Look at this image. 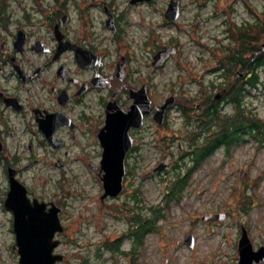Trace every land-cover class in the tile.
Masks as SVG:
<instances>
[{
  "label": "flooded vegetation",
  "instance_id": "flooded-vegetation-1",
  "mask_svg": "<svg viewBox=\"0 0 264 264\" xmlns=\"http://www.w3.org/2000/svg\"><path fill=\"white\" fill-rule=\"evenodd\" d=\"M170 1L0 0V235L9 237L0 243V249L17 253L14 211L20 207L25 213L30 209L41 215L57 209L63 231L69 187L77 184L79 176L83 181L92 178L98 182L96 197L102 204L120 197L125 183L117 196L101 199V177L105 156L125 145L129 147L124 165L129 172L130 159L137 161L156 151L172 153L174 143L199 164L212 152L229 156L246 139L264 142L263 133L253 132L250 118L247 120L245 97L252 87L251 70L234 65L229 48L217 54L213 67L200 72L181 66L184 44L171 27L177 33L194 32L196 28L181 19L185 9L180 0L174 19L166 17ZM215 8L210 18L222 11L224 16L230 15L219 3ZM197 17L192 20L197 26L206 23V18ZM156 26L170 28L171 33L158 38ZM162 50L168 54L156 65ZM171 59L177 60L176 78L171 79L166 93L157 97L156 73ZM190 84H196L197 89L186 88ZM136 98L148 104L139 125L121 120ZM169 98L172 101L157 121L156 112ZM228 106L231 111L224 110ZM172 108L180 114L181 135L175 137H182L183 143L171 137ZM185 144L187 150H183ZM204 150L209 151L202 155ZM155 167L154 160L152 172H156ZM237 178L246 182L250 178L247 168L240 169ZM243 196L240 204L230 196L226 200L232 211L223 207L203 212L200 220L213 230L234 212L246 213L251 202ZM140 218L142 222L154 221L152 215L131 214L130 233L123 236L131 241L132 251L139 244ZM62 231H55L52 237L59 240L53 253ZM262 236L258 240L248 223L239 222L232 244L235 261L231 264L239 263L243 239L249 241L253 254L250 264H264ZM118 239L104 245L122 249Z\"/></svg>",
  "mask_w": 264,
  "mask_h": 264
},
{
  "label": "rangeland",
  "instance_id": "rangeland-1",
  "mask_svg": "<svg viewBox=\"0 0 264 264\" xmlns=\"http://www.w3.org/2000/svg\"><path fill=\"white\" fill-rule=\"evenodd\" d=\"M166 1L156 0V3ZM180 1L185 9L181 19L187 24L192 23L196 29L194 32L182 33H177L173 27L171 29L184 44L183 59L179 61L181 66L191 67L195 71L213 67L217 54L233 47L234 25L240 28L243 22H252L258 15L262 18L259 22L264 23V0ZM217 3L226 11L229 10L230 15L226 17L222 11V14L218 12L217 17L210 18L216 12ZM201 4L205 5L199 6ZM196 16L197 19L206 18V23L197 26L196 20L192 22ZM223 19L226 24L222 23ZM156 29L158 38H167L171 33L170 28L156 26ZM263 41H258L257 45ZM176 61L171 59L156 73L157 97L164 95L166 89L171 87V79L176 78ZM258 77L259 85L249 89L245 107L264 121V70L259 71ZM176 83L181 85L180 82ZM187 87L197 89L196 84ZM227 109L231 111V107L224 108L225 111ZM169 115V125L173 131L171 137L175 142L179 140L183 143L182 137H175L181 135L180 114L172 108ZM176 144H173L172 153L169 154L156 151L140 156L137 161L130 159V171L126 172L127 178L123 180L126 187L122 195L104 204L96 197L100 189L98 182L92 178L83 181L78 177L77 184L69 187L71 195L65 201L67 208L62 218L65 229L60 233L61 241L55 249L56 253L63 255L60 264H231L235 261L232 244L239 222L248 223L258 240L263 238L264 142L246 139V142L235 146L229 156L212 152L199 164H195L193 156L187 153V144L183 148L186 149L184 154L177 149ZM154 160L156 166L159 162L164 163L165 169L152 172ZM243 168H247L250 173L246 182L244 178H237L239 170ZM183 176H186L183 186L176 194L170 193L176 180ZM243 195L249 197L251 202L246 213L234 212L219 225L211 226L213 230H209L208 225L200 220L203 212L221 210L223 207L226 211H232L226 200L230 196L240 204L243 203ZM130 206H133L131 210ZM138 212L145 216L154 214L157 221L156 227L146 233L142 243L132 251L131 241L125 239L123 234L130 233L129 218ZM189 232L195 236L192 249L183 241L184 235ZM7 236L0 235L1 244L7 242ZM115 239L119 240L122 249L111 251L104 244ZM17 261L16 252L0 249V263L17 264Z\"/></svg>",
  "mask_w": 264,
  "mask_h": 264
},
{
  "label": "water",
  "instance_id": "water-1",
  "mask_svg": "<svg viewBox=\"0 0 264 264\" xmlns=\"http://www.w3.org/2000/svg\"><path fill=\"white\" fill-rule=\"evenodd\" d=\"M178 0H171L170 6L167 9L166 17L174 19L177 12ZM264 48V43L261 44ZM173 52V50H169ZM168 52L162 50L157 54L156 65L160 63L167 56ZM172 98L167 99L161 108L156 112L157 121H161L163 114L168 107ZM147 102L143 98H136L130 111L122 117V121H129L133 125H139L141 118L148 112ZM125 136L126 130H125ZM124 137V136H123ZM128 145L123 146L118 152L108 153L105 156L103 166V174L101 177L103 194L101 199L105 197H115L124 188L122 182L123 175L126 172L124 165L125 153ZM164 163H159L155 170H162ZM25 206V205H24ZM29 211V212H27ZM14 211V232L16 236V243L18 246V264H57L63 261L62 254L53 253V248L58 244L59 240H52L55 231H62L61 223L58 219L57 209L50 211L47 214L41 215L30 209L22 211ZM24 212V213H23ZM27 214V215H25ZM248 240H242L240 248V260L238 264H250L253 254L251 252ZM184 242L190 247L194 246V239L192 233L184 235Z\"/></svg>",
  "mask_w": 264,
  "mask_h": 264
},
{
  "label": "trees",
  "instance_id": "trees-1",
  "mask_svg": "<svg viewBox=\"0 0 264 264\" xmlns=\"http://www.w3.org/2000/svg\"><path fill=\"white\" fill-rule=\"evenodd\" d=\"M264 16V13H263ZM259 19H262L260 15L255 17V20L252 22L245 21L242 23L240 28L237 26H233L235 28V34L232 37L235 41L233 47L229 48V50L233 51V56L235 59V64L237 67H247L252 72V86L259 85V71L264 70V48L261 45H257L258 41L264 40V23L259 22ZM240 29V30H239ZM231 37V35H230ZM264 42V41H263ZM235 52V54H234ZM229 53L227 52V56ZM240 114L243 115V112ZM239 114V115H240ZM250 118V119H249ZM244 119V118H243ZM249 119L252 131H259L263 133L262 140H264V121L255 117L251 112H249L247 120ZM244 121V120H243ZM209 150H204L202 155H205ZM175 185L171 188V192L176 194L178 189L183 186V179H177ZM158 213V210L155 212ZM153 219H146L142 222V218H140L139 222V244L142 242V236L146 230H153L156 227V217ZM113 251H117L116 249L111 248Z\"/></svg>",
  "mask_w": 264,
  "mask_h": 264
}]
</instances>
